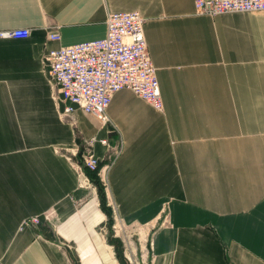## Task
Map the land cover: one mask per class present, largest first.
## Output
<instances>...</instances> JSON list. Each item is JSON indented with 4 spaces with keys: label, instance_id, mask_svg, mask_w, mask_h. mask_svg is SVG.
I'll list each match as a JSON object with an SVG mask.
<instances>
[{
    "label": "crops",
    "instance_id": "crops-1",
    "mask_svg": "<svg viewBox=\"0 0 264 264\" xmlns=\"http://www.w3.org/2000/svg\"><path fill=\"white\" fill-rule=\"evenodd\" d=\"M193 1L0 0V31L29 29L0 37V264H119L109 238L125 264H264V15ZM124 11L143 18L161 109L122 88L106 124H71L44 56ZM90 137L97 183L76 162Z\"/></svg>",
    "mask_w": 264,
    "mask_h": 264
},
{
    "label": "built area",
    "instance_id": "built-area-1",
    "mask_svg": "<svg viewBox=\"0 0 264 264\" xmlns=\"http://www.w3.org/2000/svg\"><path fill=\"white\" fill-rule=\"evenodd\" d=\"M194 12L203 15L256 11L264 15V0H194ZM143 18L137 11L110 12L105 20L103 37L48 50L44 56L45 75L56 87L62 106L61 117L74 123L78 109L94 117L101 125L108 122L105 109L112 94L122 88L130 90L155 110L161 99L155 68L151 63L143 35ZM28 28L0 31V37L24 39ZM50 40H58L56 31ZM94 137L82 139L77 165L98 173V160L92 152ZM98 142L106 146V140ZM38 216L24 219L20 228L37 224Z\"/></svg>",
    "mask_w": 264,
    "mask_h": 264
},
{
    "label": "trees",
    "instance_id": "trees-1",
    "mask_svg": "<svg viewBox=\"0 0 264 264\" xmlns=\"http://www.w3.org/2000/svg\"><path fill=\"white\" fill-rule=\"evenodd\" d=\"M86 174H87L89 179H91L92 181L97 183V178H96V175L94 172L86 170ZM96 190H97V195H98V199H99V207L101 210L106 212L107 215L109 216V210L105 206L104 195H103L102 190H101L99 185H96ZM108 221H110L109 218H108ZM108 241L111 244H113L115 256H116L119 264H125L124 259H123L122 254H121L120 242L118 241V239L109 238Z\"/></svg>",
    "mask_w": 264,
    "mask_h": 264
},
{
    "label": "rangeland",
    "instance_id": "rangeland-1",
    "mask_svg": "<svg viewBox=\"0 0 264 264\" xmlns=\"http://www.w3.org/2000/svg\"><path fill=\"white\" fill-rule=\"evenodd\" d=\"M80 151H81V145L78 144L77 142V150H76V162L78 161V158L80 157L79 154H80Z\"/></svg>",
    "mask_w": 264,
    "mask_h": 264
}]
</instances>
